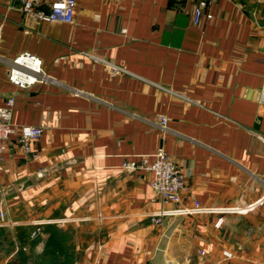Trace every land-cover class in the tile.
<instances>
[{"label": "crops", "instance_id": "1", "mask_svg": "<svg viewBox=\"0 0 264 264\" xmlns=\"http://www.w3.org/2000/svg\"><path fill=\"white\" fill-rule=\"evenodd\" d=\"M194 8L76 0L68 24L0 0V106L44 129L36 158L12 137L0 162V244L35 264H264V0H218L200 25ZM23 52L47 82L9 81ZM158 148L187 176L179 207L202 208L162 226L153 172L122 167Z\"/></svg>", "mask_w": 264, "mask_h": 264}, {"label": "built area", "instance_id": "2", "mask_svg": "<svg viewBox=\"0 0 264 264\" xmlns=\"http://www.w3.org/2000/svg\"><path fill=\"white\" fill-rule=\"evenodd\" d=\"M179 2L195 3L193 23L200 25L205 17H209L207 10L218 0H176ZM19 9L33 19L42 22H63L74 24V8L76 0H17ZM113 75L123 72L115 65L109 66ZM7 77L11 83L20 89H27L38 84L45 83L49 77L44 71L43 61L28 52H23L12 59L8 64ZM15 106V97L7 99L4 106H0V162L8 149V142L12 137L16 138L17 144L25 154L36 158L38 155L32 151V144L38 141L44 129L40 126H20L13 123L12 116ZM168 118H161V128H167ZM122 167L128 171L145 170L153 172L154 179L151 182V189L154 194V201L159 202L163 207L151 215V220L156 226L164 224V218L176 214H192L201 211L198 204L192 208L179 207L182 201V193L186 189L187 176L180 166L165 152L158 148L152 155H141L138 159L124 160ZM168 204L177 205L174 209H166ZM0 221L6 225H12L5 211H0ZM219 220L217 225H221ZM37 232H34V237ZM27 251L24 246L16 245L17 252ZM202 254L205 252L202 251ZM226 257L231 254L225 252Z\"/></svg>", "mask_w": 264, "mask_h": 264}, {"label": "rangeland", "instance_id": "3", "mask_svg": "<svg viewBox=\"0 0 264 264\" xmlns=\"http://www.w3.org/2000/svg\"><path fill=\"white\" fill-rule=\"evenodd\" d=\"M0 226L5 227L8 225L3 224L0 221ZM8 235L10 237V238L8 237L9 238L8 241H5L6 243H4V244H0V261L2 262L5 258H9L12 254L13 256H11L12 258H10V260L8 261L7 264H35L34 263L35 259L30 256L29 250L23 251V252L21 251V252H17V253L14 252V245H13V241L11 239L12 235L10 232L8 233ZM28 256H29V259H27L28 262L24 263L23 260L28 258ZM40 264H45V263H40Z\"/></svg>", "mask_w": 264, "mask_h": 264}]
</instances>
